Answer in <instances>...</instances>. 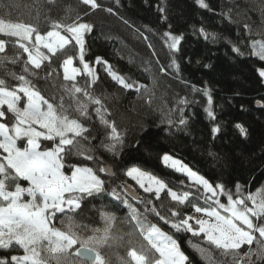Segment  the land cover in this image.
I'll list each match as a JSON object with an SVG mask.
<instances>
[{
	"label": "snow or ice",
	"instance_id": "6c2138e0",
	"mask_svg": "<svg viewBox=\"0 0 264 264\" xmlns=\"http://www.w3.org/2000/svg\"><path fill=\"white\" fill-rule=\"evenodd\" d=\"M47 3L55 5L56 0H47ZM195 3L201 9L212 10L206 0H195ZM81 5L86 6L85 15L102 7L97 0H77V6ZM105 10L115 14L111 7ZM41 18L46 25L43 34ZM34 19L35 23H29L0 18V34L16 38L14 46H18V53L10 63H19L26 54L21 73H7L18 85L9 86L6 79L0 78V249L21 253L0 257V264H111V258L103 250L112 247L125 250L124 255H116L118 264H195L181 249L174 234L162 230L159 222L168 225L174 233L197 238L195 243L189 239L188 244L205 264L264 262V186L256 192H246L245 185L239 183L230 188L222 182H210L181 160L164 155V165L187 178V183L183 179L179 181L186 190H173L163 179L132 165L124 175L148 194L140 196L127 182L112 186L102 179L98 173L115 176L106 166L94 169L71 162L75 156L99 163L90 143L95 136L79 119H91L90 106H95V115L105 130L100 147L118 155L124 147V133L106 118L107 109L92 90L98 80L87 55V36L93 25L85 22L79 12L75 18L66 15L54 19L47 12L38 11ZM198 31L210 42L219 39L218 34L208 33L203 27ZM259 34L264 37V30ZM139 35L152 48L148 37ZM162 39L170 62L166 67L160 66V71L170 70L179 77L177 54L183 36L165 31ZM251 49V55L264 61V38L254 41ZM5 50L6 41L0 39V53ZM232 51L238 56L247 54L236 44ZM61 55L66 58L58 65L62 68V82L58 88L59 100L54 103L41 94L32 78L48 81L54 74L59 78L53 60H59ZM152 55H156L155 51ZM6 61L9 57H0V67ZM94 63L102 65L123 89H134L137 93L147 90L145 85L118 74L101 57L97 56ZM257 73L264 81V63L257 68ZM78 77L85 78L84 86L77 82ZM203 94L211 105L210 91L204 89ZM188 103L186 99L178 102L179 105ZM206 112L215 120L210 108ZM179 113L178 123L186 126L183 107ZM168 123L173 122L169 119ZM235 127L246 139L248 130L241 124ZM212 132L219 134L221 127H213ZM66 166L70 172L65 171ZM162 193L175 205L165 212L159 210L163 202L159 206L154 202L161 201ZM90 198L100 202L95 211L102 226H82L75 218L82 202ZM132 201L142 204L143 210ZM181 206L194 212L184 214ZM124 208L127 214L118 218L116 212ZM150 216L158 221L153 222ZM118 220L127 227L123 234L114 230ZM57 222L62 227H57ZM81 232L89 234L82 236ZM245 246L246 250L242 251Z\"/></svg>",
	"mask_w": 264,
	"mask_h": 264
},
{
	"label": "trees",
	"instance_id": "16d2710c",
	"mask_svg": "<svg viewBox=\"0 0 264 264\" xmlns=\"http://www.w3.org/2000/svg\"><path fill=\"white\" fill-rule=\"evenodd\" d=\"M97 2L102 7L85 15L86 6L78 7L77 0H56L55 5L47 3V0H0V18L12 22L35 23L38 11L47 12L54 19H61L66 15L75 18L76 12H79L85 22L93 25L92 32L87 36V55L98 80L92 90L107 109L106 118L114 121L118 130L124 133L125 143L118 155L100 147L105 130L95 115V106H90L91 119H79L95 136L90 143L99 163L75 156L71 162L94 169L110 166L115 173L113 178H106L103 173L98 174L112 186L125 182L133 186L124 171L135 165L142 171L163 179L173 190H186L179 181L183 179L187 183V178L175 173L162 162L163 156L169 155L181 160L210 182H222L230 188L239 183L245 185L246 192H256L264 186V107L260 106L264 104V81H261L257 73V68L264 61L251 55L252 43L264 38L259 34L264 30V0H206L211 11L199 8L195 0H119L118 4L116 0ZM109 7L115 14L105 10ZM67 22L70 23L71 20ZM40 26L43 34L46 27L43 18ZM201 27L208 33L218 34L219 39L214 43L205 40L199 35ZM165 31L183 36L180 52L177 54L179 77L170 73V70L160 71V66L166 67L170 62V55L162 39ZM139 33L148 37L152 48L147 46L148 42ZM0 39L6 41V50L0 53V57H9V61L0 67V78L6 79L9 86L18 85L19 82L7 73L20 74L26 54L19 63H10V59L18 53V46H14L16 39L2 34ZM233 44L241 47L247 54L238 56L232 51ZM153 51L155 56L152 55ZM97 56L112 65L118 74L145 85L147 90L141 89L137 93L134 89L126 90L117 85L102 65L94 63ZM63 58L66 57L61 55L59 60H53V67L57 68L59 78L56 74L48 81L32 78L41 94L54 103L59 100L62 68L58 65ZM75 66L79 64L76 63ZM77 82L84 86L85 78L78 77ZM204 89L210 91L211 105L203 94ZM181 99H186L189 103L179 105ZM180 107L184 108L186 126L178 123ZM209 108L214 112L215 120L207 115L206 109ZM169 119L172 124L168 123ZM236 124H241L248 130L246 139L239 134ZM215 126L221 127L219 134L212 132ZM19 144L23 145V142ZM85 144L88 142L85 141ZM65 171L70 172V169L66 166ZM22 183L26 186V182ZM154 202L158 206L163 202L159 209L162 212L175 206L170 198L165 199L163 193L161 201ZM99 203L91 198L82 202L81 209L75 214L77 222L89 228L102 226L95 211ZM132 203L143 210L142 204ZM181 208L184 214L193 211L186 206ZM126 214V208L116 212L118 218ZM149 218L153 222L158 221V218ZM56 226L62 227L59 222ZM159 226L169 234H174L181 249L195 264H205L188 244L189 239L195 243L197 238H192L190 234L174 233L163 222H159ZM114 230L123 234L127 227L118 220ZM88 234L81 232L82 236ZM246 248L247 246L242 251ZM103 251L111 258V264H118L116 255L122 256L125 252L123 247L105 248ZM15 254L21 253L0 249V257Z\"/></svg>",
	"mask_w": 264,
	"mask_h": 264
},
{
	"label": "water",
	"instance_id": "95a60500",
	"mask_svg": "<svg viewBox=\"0 0 264 264\" xmlns=\"http://www.w3.org/2000/svg\"><path fill=\"white\" fill-rule=\"evenodd\" d=\"M105 166L108 167V168L113 172V170H112V168H111L110 166H107V165H105ZM113 173H114V172H113ZM103 174H104V176H105L106 178H113V177H109L107 173H103ZM132 189H133V191L136 192V194H138V195H140V196H143V195H142L137 189H135L133 186H132ZM132 202L136 203L135 201H132Z\"/></svg>",
	"mask_w": 264,
	"mask_h": 264
},
{
	"label": "rangeland",
	"instance_id": "374dc122",
	"mask_svg": "<svg viewBox=\"0 0 264 264\" xmlns=\"http://www.w3.org/2000/svg\"><path fill=\"white\" fill-rule=\"evenodd\" d=\"M14 38V37H13ZM16 39V38H15ZM96 67V66H95ZM21 142V141H20ZM23 142V141H22ZM19 143V142H18ZM162 162H163V159H162ZM164 164V163H163ZM130 179V178H129ZM132 181V180H131ZM133 182V186H135V188L138 190V191H140L142 194H144V195H148V194H145V193H143V190L142 189H139V186L138 185H136L135 184V182L134 181H132ZM194 212V209H193V211L190 213V214H192ZM253 246H255V243L253 244Z\"/></svg>",
	"mask_w": 264,
	"mask_h": 264
}]
</instances>
